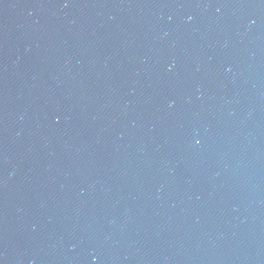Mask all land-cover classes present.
Segmentation results:
<instances>
[{
	"label": "water",
	"instance_id": "95a60500",
	"mask_svg": "<svg viewBox=\"0 0 264 264\" xmlns=\"http://www.w3.org/2000/svg\"><path fill=\"white\" fill-rule=\"evenodd\" d=\"M0 264H264V0H0Z\"/></svg>",
	"mask_w": 264,
	"mask_h": 264
}]
</instances>
